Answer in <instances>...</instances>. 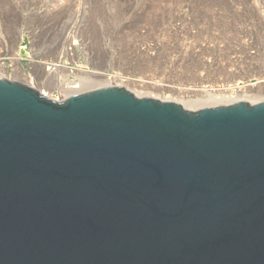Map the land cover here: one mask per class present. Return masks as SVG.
I'll list each match as a JSON object with an SVG mask.
<instances>
[{"label":"water","instance_id":"water-1","mask_svg":"<svg viewBox=\"0 0 264 264\" xmlns=\"http://www.w3.org/2000/svg\"><path fill=\"white\" fill-rule=\"evenodd\" d=\"M0 264H264V99L0 76Z\"/></svg>","mask_w":264,"mask_h":264},{"label":"rangeland","instance_id":"rangeland-1","mask_svg":"<svg viewBox=\"0 0 264 264\" xmlns=\"http://www.w3.org/2000/svg\"><path fill=\"white\" fill-rule=\"evenodd\" d=\"M0 58L8 66L0 75L28 80L59 100L79 92L58 86L66 76L98 80L83 84L82 91L104 86L95 72L139 95L188 100L227 93L233 79L246 75L255 82L264 75V0H0ZM177 101L195 110L231 100Z\"/></svg>","mask_w":264,"mask_h":264},{"label":"bare ground","instance_id":"bare-ground-1","mask_svg":"<svg viewBox=\"0 0 264 264\" xmlns=\"http://www.w3.org/2000/svg\"><path fill=\"white\" fill-rule=\"evenodd\" d=\"M203 1V0H202ZM211 1V0H210ZM227 1V0H226ZM201 2V1H200ZM212 3V2H211ZM221 3H222V1H221ZM199 4V3H198ZM197 4V5H198ZM196 5V6H197ZM226 6V5H225ZM221 7V6H220ZM230 7V6H229ZM215 8V7H214ZM226 8V7H225ZM227 8H228V6H227ZM218 9H219V7H218ZM195 10V9H194ZM229 10V9H228ZM227 10V11H228ZM197 11V10H196ZM220 12V11H219ZM197 13V12H196ZM161 14V13H160ZM198 14V13H197ZM220 14V13H219ZM218 14V15H219ZM227 14H228V12H227ZM159 15V14H158ZM206 15V14H205ZM225 15V14H224ZM199 17V16H198ZM201 17V16H200ZM220 17V16H219ZM221 18V17H220ZM225 18V17H224ZM230 18V17H229ZM198 19V18H197ZM200 19V18H199ZM224 20V19H223ZM234 20V19H233ZM199 21V20H198ZM223 22H225V20L223 21ZM228 22V21H227ZM230 22H232V21H230ZM229 23V22H228ZM235 23V22H234ZM204 24V23H203ZM233 24V23H232ZM238 24V23H237ZM241 24V23H240ZM240 24H239V27H240ZM210 25V24H209ZM215 25V24H214ZM245 25V24H244ZM226 26V25H225ZM229 26V25H228ZM233 26V25H232ZM207 27V26H206ZM205 27V28H206ZM213 27V26H212ZM230 27V26H229ZM248 27V26H247ZM210 28H211V26H210ZM209 28V29H210ZM207 29V28H206ZM239 29V28H238ZM201 30V29H200ZM208 30V29H207ZM212 30V29H211ZM215 30V29H214ZM213 30V31H214ZM222 30V29H221ZM227 30V29H226ZM241 30H243V29H241ZM258 30V29H257ZM239 31V30H238ZM259 31V30H258ZM221 32V31H220ZM227 32V31H226ZM233 32V31H232ZM223 33V32H222ZM242 33V32H241ZM216 34V33H215ZM230 36V35H229ZM151 49V48H150ZM219 50H220V47H219ZM149 52V51H148ZM148 54V53H147ZM151 55V54H150ZM157 58V57H156ZM1 59L2 58H0V70H2V72H4L3 74H6L5 72L7 71V69H8V66L6 65V63L4 62V61H1ZM148 59V58H147ZM161 59V58H160ZM14 63H15V66H16V68H17V70H18V72L21 74V75H23V77L25 76V70L23 69V67H22V65H21V62H20V60H19V58L18 57H15L14 58ZM150 60V59H149ZM133 61V60H132ZM140 61V60H139ZM146 61V60H145ZM151 61V60H150ZM128 62V61H127ZM158 62V61H157ZM133 63V62H132ZM152 63V62H151ZM200 63V62H199ZM150 64V63H149ZM158 64V63H157ZM160 64H161V62H160ZM141 65V64H140ZM154 65V64H153ZM163 65V64H162ZM248 65H250V64H248ZM255 65V64H254ZM57 66H59V65H57ZM136 66V68H137V65H135ZM147 66H148V64H147ZM155 66H157V65H155ZM199 66V65H198ZM140 66H138V68H139ZM142 67V66H141ZM153 67V66H152ZM164 67V66H163ZM200 67V66H199ZM198 67V68H199ZM246 67V66H245ZM160 68V67H159ZM159 68H158V70H159ZM252 68H254L253 66H252ZM258 68V67H257ZM145 69H146V67H145ZM144 69V70H145ZM156 69V68H155ZM190 69V68H189ZM255 69V68H254ZM259 69V68H258ZM153 70V69H152ZM161 70V69H160ZM188 70V69H187ZM198 70V69H197ZM200 70V69H199ZM232 70V69H231ZM247 70V69H246ZM196 71V70H195ZM254 72L256 71L257 72V70H253ZM253 71H252V73H253ZM149 72V71H148ZM147 72V73H148ZM199 72V71H198ZM232 72V71H231ZM234 72H236V73H234V74H239V75H242V73L240 72V71H234ZM249 72V71H248ZM248 72H244V74H247ZM251 72V71H250ZM196 73H197V71H196ZM199 73H201V72H199ZM198 73V74H199ZM0 74H2V73H0ZM96 76H100V78L101 79H104L106 82H104L103 84L104 85H110V84H113V82H114V84H115V81L113 80V82L111 83L110 82V80H108V77L106 76V74H102V73H97V72H95L94 73ZM243 74V75H244ZM249 74V73H248ZM197 75V74H196ZM201 75V74H200ZM252 75V74H251ZM256 76H257V74H255ZM254 75V76H255ZM0 76H3V75H0ZM6 78H7V76L6 75H4ZM117 76L118 75H116V79H118L117 78ZM204 75H202L201 77H203ZM206 76V75H205ZM232 76H236V75H233V72H232ZM196 77V76H195ZM197 77L198 78H200L198 75H197ZM242 78L241 79H233V83H235L233 86H231V85H228V87L225 89L226 91H227V93H217L216 91H217V87H216V89H211V91L213 90H215V92L216 93H211V94H204V95H199V96H197V97H195V98H192V97H189V98H187L188 100H186V98H184V96L182 97V98H179L180 100H183V101H193V102H197V103H204V102H206L207 103V101H209L210 103H215V102H224V101H229V100H231L230 102H234V101H238V100H243V101H254V100H262V99H264V97L262 96V95H264V94H261V92L260 91H262V90H264V75H259L258 77H256V81L255 82H253L252 81V79L250 78V76H241ZM152 78V77H151ZM229 78V77H228ZM24 79H26V77L24 78ZM113 79V78H112ZM115 79V80H116ZM130 79V78H129ZM142 79V78H141ZM204 79V78H203ZM211 79V78H210ZM27 80V79H26ZM25 80V81H26ZM119 80H122V78L121 79H119ZM118 80V81H119ZM126 80V79H125ZM139 80V79H138ZM193 80H195L194 78H193ZM31 81V80H30ZM94 81H98V80H83L82 78H80L79 79V81H75V80H68V77L66 76V77H64V79H63V82L60 84H58V86H60V88H63L64 90H67V89H74V91H82V89H81V87L83 86V84H85L86 82H94ZM136 81V80H135ZM135 81H134V83H135ZM204 81V80H203ZM232 81V80H231ZM27 83H28V80L26 81ZM36 82V81H35ZM34 82V85L36 84ZM152 82V81H151ZM121 82L119 81V84H120ZM131 83V82H130ZM137 83V82H136ZM144 83V82H143ZM192 83V82H191ZM228 83V82H227ZM29 85H31L30 84V82L28 83ZM32 84H33V82H32ZM122 84H124L123 82H122ZM149 84V83H148ZM224 84H226V83H224ZM223 84V85H224ZM126 85V84H125ZM163 85V84H162ZM161 85V86H162ZM222 85V87H224ZM38 87V86H37ZM221 87V88H222ZM149 88V87H148ZM186 89V88H185ZM219 89V88H218ZM257 89V93H255L256 90ZM221 90V89H220ZM41 91V90H40ZM201 91V90H200ZM194 92H195V90H194ZM219 92H221V91H219ZM224 92V91H223ZM41 93H43V92H41ZM188 93V92H187ZM45 95V94H44ZM68 95V94H67ZM167 95V94H166ZM165 99H173V100H179L178 98H175V96L173 95V96H171V97H168V98H165ZM179 102V101H178ZM186 104H188V103H186ZM189 105V104H188Z\"/></svg>","mask_w":264,"mask_h":264},{"label":"built area","instance_id":"built-area-1","mask_svg":"<svg viewBox=\"0 0 264 264\" xmlns=\"http://www.w3.org/2000/svg\"><path fill=\"white\" fill-rule=\"evenodd\" d=\"M147 95H149V94H147ZM153 96V95H152Z\"/></svg>","mask_w":264,"mask_h":264}]
</instances>
